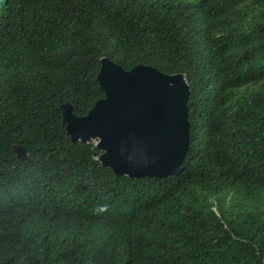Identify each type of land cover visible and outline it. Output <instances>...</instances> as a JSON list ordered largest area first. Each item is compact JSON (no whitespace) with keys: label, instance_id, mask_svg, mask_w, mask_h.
<instances>
[{"label":"trees","instance_id":"trees-1","mask_svg":"<svg viewBox=\"0 0 264 264\" xmlns=\"http://www.w3.org/2000/svg\"><path fill=\"white\" fill-rule=\"evenodd\" d=\"M103 58L186 76L179 176L68 138ZM0 264H264V0H0Z\"/></svg>","mask_w":264,"mask_h":264},{"label":"water","instance_id":"water-1","mask_svg":"<svg viewBox=\"0 0 264 264\" xmlns=\"http://www.w3.org/2000/svg\"><path fill=\"white\" fill-rule=\"evenodd\" d=\"M97 81L105 98L85 117L75 116L68 104L61 107L71 142H93L96 161L118 177L179 176L189 147L186 76L146 66L126 72L103 58ZM13 150L19 159H28L23 148Z\"/></svg>","mask_w":264,"mask_h":264}]
</instances>
